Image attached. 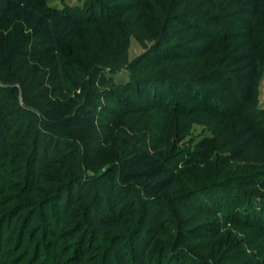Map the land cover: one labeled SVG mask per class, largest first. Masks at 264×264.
Listing matches in <instances>:
<instances>
[{
	"label": "rangeland",
	"instance_id": "1",
	"mask_svg": "<svg viewBox=\"0 0 264 264\" xmlns=\"http://www.w3.org/2000/svg\"><path fill=\"white\" fill-rule=\"evenodd\" d=\"M81 1L47 0L54 8H71L69 19L74 24L67 40H60L56 28L41 31L47 43L57 45L62 53L52 57L33 52L28 67L13 83L19 93L11 96L0 88L5 123L11 127L7 147L0 146V264H68L73 252L87 255L84 264H120L119 254L130 257L131 264L137 260L142 264H264V185L239 191L231 184L237 177L264 184V0H142L137 14L111 20L87 15L88 4L75 17V6L82 7ZM7 7L6 28L15 46L21 39L20 15L13 4ZM171 12L183 16L175 23L180 30L173 43L204 29L213 18L220 19L210 29L213 48L150 67L163 19ZM59 22L62 28L58 29L66 25L68 29L65 19ZM24 47L33 51L28 44ZM56 58H64L71 74L77 73L70 92L53 95L48 83L38 90L46 97L25 101L34 92H27L23 82L49 70ZM138 59L145 61L140 70L147 78L181 72L196 78L217 71V85L206 94H215L217 104L207 100L196 115H189L182 105L173 104L167 80L162 87L164 101L143 116L124 115L122 106L111 99L112 110L98 109L93 128H50V122L78 109L89 94L90 82L98 77L133 83L126 68ZM201 95L198 99H208ZM22 121L25 127L20 131L17 126ZM244 123L252 127L254 141L231 161L230 151L245 132ZM36 128L44 135L39 149L48 134L72 147L62 153L51 149L42 157L38 152L33 172ZM140 146L146 147L148 159L133 167L135 171L177 157L185 161L189 152L197 156L175 167V180L163 194L165 209H130L129 201L120 197V210L114 212L106 194L103 205L97 206L103 174ZM4 151L9 152L8 158ZM80 176L83 181L77 183ZM60 190L69 191L66 201L59 200ZM181 195L193 203L189 210L176 206L175 199ZM212 206L218 214H227L226 220L208 214ZM97 215L108 227L92 228ZM132 237L135 251L128 241Z\"/></svg>",
	"mask_w": 264,
	"mask_h": 264
},
{
	"label": "trees",
	"instance_id": "2",
	"mask_svg": "<svg viewBox=\"0 0 264 264\" xmlns=\"http://www.w3.org/2000/svg\"><path fill=\"white\" fill-rule=\"evenodd\" d=\"M68 1L69 0H64L66 4ZM141 1L142 0H83L81 1L83 4L82 7L81 5H74L76 11L73 15L79 17L82 10H84V5L88 4L87 7H85L87 15L95 14L96 16H100L102 20H111L114 17L137 14ZM7 4H13L16 13L20 15L19 19L21 25L19 27V35L21 39L15 46H11L12 44L9 40L8 30L6 28L7 19L9 17ZM174 13L175 12L169 13L163 19V28L160 31L159 39L151 51L152 55L150 60L152 63L149 64L150 67L157 66L164 61L184 60L192 56L194 57L197 54H206L213 48L214 42L211 39L213 31L210 29H215L213 24L220 23V19L217 20V17L216 19L213 18L211 23L204 25V29L195 30L193 34L187 36L183 41H176V43H173V39L176 38V34L179 33L180 30V25L175 23L183 17ZM69 16H71V8H54V6L48 4L47 0H0V88H4L11 96H16L19 93V89L14 87L13 83L22 76L23 71L28 67V63L33 59V52L35 54H41V56L48 55L52 57H57L62 53L57 45L47 43L41 31H48L50 28H56L60 40H67V34L73 31V25L71 24H74V21H70ZM187 16L189 15H186V17ZM62 19H65L67 24H69L68 29L67 25L63 27L65 29H58L62 28L59 22ZM193 19L194 18H191V21H194ZM79 23L81 22L79 21ZM40 24H42L43 27L40 26ZM52 25L54 27H52ZM66 29L67 31L62 32ZM26 44L32 48V52L25 49L24 45ZM144 62L143 59H138L129 64L126 68L128 73H130V80H132L133 83L105 76H100L97 80L91 81L88 86L89 94L79 105L78 109L74 113L64 116L59 121L50 122V128L55 130H65L67 128L81 130L85 127L93 128L94 123L98 120V109L103 112L112 110L109 106V101L111 99H115L118 106H122L121 108L123 109L124 115L131 118L139 113L143 116L149 110L157 108L162 104L164 101L162 87L167 80L169 81V88H171L173 93V104L182 105V107L187 109L189 115H196L199 112V107H201L200 104H203L207 100V102L211 103L213 100L216 102L217 99L215 94L212 97H208L206 94L211 93V87L217 85V71L196 78L189 77L182 72L171 73L167 75V77L155 76L154 78H147L143 74V71L140 70L142 66H144ZM66 64L64 58H56L49 70L36 75L30 79V81L23 82L22 85L26 86L27 92H34L30 95H26L27 97L24 98L25 101L46 97V95H43L38 90L47 86L48 83L52 84L51 94L53 95L61 96L64 92H70L71 89L69 85L71 79L73 76H76L77 73L73 71L74 73L72 75L70 67ZM192 71H194V69H192ZM223 89H225V87H223ZM201 93L204 94L201 96H205L208 99H198ZM215 104H217V102ZM207 111H209V109H207ZM5 120V111L0 102V146L4 148L7 147L6 142L9 140V133L11 131L10 125L5 123ZM243 126L245 132H241L238 135L237 143L230 151L229 159L231 161L237 160L242 154L249 150L254 141L252 127L246 123H244ZM24 127V121L17 126L20 131H22ZM42 136H44L43 131L40 128H36L33 134V155H31L33 172L37 171L36 156L38 152L40 157H42L48 156L51 149H54L57 153H62L64 150L72 147L69 144L60 142V138L48 134L45 135L46 140L43 147L39 149V140H41ZM77 152L78 149L73 150L74 154ZM4 154L5 158L9 157L8 151H4ZM123 156L119 166L115 168L111 167L103 174L102 178L104 180L99 191L100 197L96 199V205L102 206V197L106 194L112 201L114 212L120 210V201H118L120 197H125L129 201L130 209H141L143 212H153L157 210L158 207L165 209V207H167V202L163 194L169 191L175 180V167L187 163L188 160L195 159L197 155L189 152L185 155V161H183L184 159L182 158L178 159V157L172 158L169 159V161L153 163L137 171L132 170V168L148 159L146 147L140 146L132 150L128 157ZM30 177L33 181L34 175L31 174ZM232 180L231 184H236L239 191L245 187L247 189H255L259 188V185H264L263 183L258 184L246 181L242 177H237ZM80 181H83V177L81 176L78 177L77 183H80ZM224 192L226 193V197L229 198V193L227 191ZM181 196L183 197V195ZM181 196L175 199L176 206L182 210H189L193 203L186 202V199L184 197V199L181 198ZM59 197V200L66 201L69 198V191L60 190ZM213 208L212 206L210 209L211 213L208 210V214H213L214 216L220 215L222 218L224 217V219L227 217V214H218V211H216L217 209ZM91 225H93L92 228L104 229L108 227L107 222L100 219L99 215H97L96 220L91 221ZM140 227L139 225L138 228ZM139 232L140 231H138V233ZM85 234H87V232ZM128 241L131 248L134 249V238H129ZM130 259V257L128 258L123 254L118 255L120 264H131ZM86 261V254L73 252L71 262L68 264H84ZM142 262L141 260H137V264H142ZM60 264L67 263L61 261Z\"/></svg>",
	"mask_w": 264,
	"mask_h": 264
}]
</instances>
